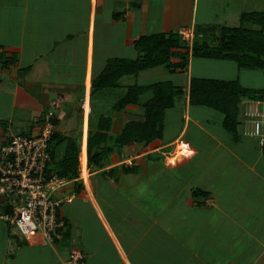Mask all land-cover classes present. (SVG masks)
<instances>
[{
    "label": "crops",
    "instance_id": "crops-1",
    "mask_svg": "<svg viewBox=\"0 0 264 264\" xmlns=\"http://www.w3.org/2000/svg\"><path fill=\"white\" fill-rule=\"evenodd\" d=\"M244 12H264V0H0V147L8 131L37 135L51 112L83 160L81 177L54 193L68 200L60 216L69 237L46 245L0 221V264H59L71 247L87 264H264L263 150L190 105L191 63L182 83L167 79L183 92L166 111L161 142L134 156L116 151L101 168L83 152L101 115L112 118L113 135L144 120L141 105L113 106L159 68L92 96L109 59H136L143 36L186 30L193 41L205 26L239 25Z\"/></svg>",
    "mask_w": 264,
    "mask_h": 264
},
{
    "label": "trees",
    "instance_id": "trees-1",
    "mask_svg": "<svg viewBox=\"0 0 264 264\" xmlns=\"http://www.w3.org/2000/svg\"><path fill=\"white\" fill-rule=\"evenodd\" d=\"M133 45L139 53L138 57L109 59L104 70L91 83L92 96L100 91L120 88L123 77L137 76L145 70L165 67L172 74L184 73L192 58L229 60L235 62L239 69L264 73V12L242 13L236 27L212 25L200 28L195 32L192 44L183 40L179 33L172 32L143 36L136 39ZM182 92V87L175 86L171 81L127 86L113 109L120 111L130 104L141 105L144 120L126 122L121 133L113 135L112 118L101 115L96 128L90 129L83 151L89 165L101 168L103 161L116 151L125 150L129 156H134L161 142L166 111L175 107ZM246 101L259 102L264 108V88H247L239 80L198 77L190 80V105L217 112L222 118L224 130L238 139H251L245 137L241 130ZM44 121L45 118L41 123ZM52 123L55 132L50 140L51 163L47 172L78 179L83 169L82 146L77 139L58 135L54 119ZM255 141L264 153V146ZM58 156H61L59 160ZM113 171L115 169L110 173ZM194 194L199 193L194 191ZM64 222L66 230L61 240L65 241L70 235V228L68 222Z\"/></svg>",
    "mask_w": 264,
    "mask_h": 264
},
{
    "label": "built area",
    "instance_id": "built-area-1",
    "mask_svg": "<svg viewBox=\"0 0 264 264\" xmlns=\"http://www.w3.org/2000/svg\"><path fill=\"white\" fill-rule=\"evenodd\" d=\"M182 39L191 43L192 35L183 30ZM241 130L245 137L264 146V108L259 102L246 101ZM261 107V108H260ZM51 112L37 135L22 136L8 131L0 147V221L16 228L24 238L38 237L54 246L64 229L60 207L66 199L57 200L54 193L70 183V178L48 174L51 163L50 140L55 132ZM84 175V171H83ZM207 199V206H213ZM59 264H87L83 252L69 249Z\"/></svg>",
    "mask_w": 264,
    "mask_h": 264
},
{
    "label": "rangeland",
    "instance_id": "rangeland-1",
    "mask_svg": "<svg viewBox=\"0 0 264 264\" xmlns=\"http://www.w3.org/2000/svg\"><path fill=\"white\" fill-rule=\"evenodd\" d=\"M234 25L238 26L237 23L232 24L231 26L233 27ZM115 50L116 48H112V49L110 48L109 51L114 52ZM191 66H192L193 77L221 79V80H239L240 83L247 88H264V73L262 71L239 69L237 64L233 61L206 59V58H192ZM185 77H186V72L177 73L173 75L172 73L167 71L165 67H159L158 69L151 70L148 71L147 73L142 74L141 84L149 85L152 83L167 81V79L174 80L177 83H179L180 81V83H182L181 81H183ZM195 110L196 112L198 111L200 113L202 119L204 120L206 119L209 121L211 119L213 112H215L205 107H199L196 108ZM215 114L218 113L215 112ZM211 131H216V129ZM220 135L223 136V134L221 133ZM123 189L125 190L126 188ZM98 191H100V188H98ZM107 191L110 194L113 193V190L111 188L107 189ZM14 229L23 239L24 237L19 233V231L16 228ZM61 239L62 236L60 235L58 237L57 243L61 241ZM46 245L49 244L46 243Z\"/></svg>",
    "mask_w": 264,
    "mask_h": 264
}]
</instances>
